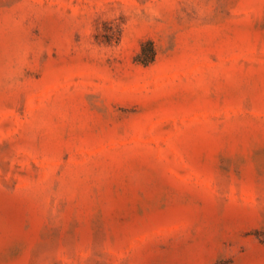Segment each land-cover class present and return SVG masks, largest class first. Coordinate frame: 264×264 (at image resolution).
Segmentation results:
<instances>
[{"label": "rangeland", "instance_id": "obj_1", "mask_svg": "<svg viewBox=\"0 0 264 264\" xmlns=\"http://www.w3.org/2000/svg\"><path fill=\"white\" fill-rule=\"evenodd\" d=\"M0 264H264V0H0Z\"/></svg>", "mask_w": 264, "mask_h": 264}, {"label": "trees", "instance_id": "obj_2", "mask_svg": "<svg viewBox=\"0 0 264 264\" xmlns=\"http://www.w3.org/2000/svg\"><path fill=\"white\" fill-rule=\"evenodd\" d=\"M156 55L155 45L152 41H148L142 45L140 54L138 55V60L147 65L153 62Z\"/></svg>", "mask_w": 264, "mask_h": 264}]
</instances>
